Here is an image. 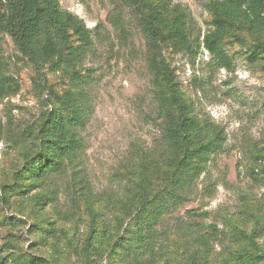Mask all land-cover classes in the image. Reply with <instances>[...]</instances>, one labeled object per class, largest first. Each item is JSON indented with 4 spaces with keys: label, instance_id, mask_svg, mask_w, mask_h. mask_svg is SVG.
Here are the masks:
<instances>
[{
    "label": "rangeland",
    "instance_id": "obj_1",
    "mask_svg": "<svg viewBox=\"0 0 264 264\" xmlns=\"http://www.w3.org/2000/svg\"><path fill=\"white\" fill-rule=\"evenodd\" d=\"M170 1L171 6H180L187 12L194 37L197 32L201 36L207 32L210 16L205 6L209 0ZM58 2L61 10L81 19L92 32L91 47L79 67L84 77L75 85L82 90L89 111L79 133L83 151L76 169L98 199L94 201L95 209H102L104 220L115 225L114 214L124 217L118 210L119 201L128 197L129 181L137 176L138 162L145 151L155 150L159 144L160 120L144 38L132 9L122 0ZM251 46L249 38L242 45L227 44V54L232 58L229 68L219 65L202 48L195 57L169 49L164 51L194 114L200 120L208 119L218 125L226 139L223 147L212 155L207 168L190 184L185 198L163 211L155 223L149 248L155 264H168V257V261H173L174 246L178 256H182L181 251L186 247L191 250L186 245L187 238L182 236L195 220L202 223L204 230L209 224L217 227L219 238L212 245L209 263L221 264L222 256L238 246L250 248L245 242L235 243L230 238L231 229L242 228L249 233L254 218L264 217V53L250 58ZM0 55L5 74L20 83L17 95L0 101V131L5 133L4 138L11 136L8 143L0 141L1 188L13 180L22 162L21 152L32 147L33 140L25 130L35 128L48 107L45 95L34 88L33 78L37 74L33 66L8 36L0 40ZM45 73L48 84L57 92L71 89L72 82L66 74L50 73L47 68ZM76 169L68 167L63 176H51L27 195L11 194L6 203L0 202V258L6 257L12 264V257L20 251L50 264L62 258L53 251L54 240L48 236L40 212L30 201L34 195L53 190L55 209H47L48 216L54 217L56 226L63 224L70 233L76 227L77 235H82L84 214L76 212L75 220L61 221L70 205L72 171ZM188 211L203 216L189 219ZM37 222L39 226L33 225ZM121 222L115 231L125 237L133 221L122 219ZM129 240V245H138L133 238ZM255 241L264 250V230ZM125 248L120 249L123 255L132 253L133 250ZM144 252L139 258L143 262L150 257L149 250ZM256 263L264 264V258ZM115 264L124 263L117 258Z\"/></svg>",
    "mask_w": 264,
    "mask_h": 264
},
{
    "label": "trees",
    "instance_id": "obj_2",
    "mask_svg": "<svg viewBox=\"0 0 264 264\" xmlns=\"http://www.w3.org/2000/svg\"><path fill=\"white\" fill-rule=\"evenodd\" d=\"M122 1L132 9L144 38L160 136L156 149L145 151L138 162L137 176L129 181L128 197L119 201L118 210L125 218L116 213L113 215L115 225H111L104 220L102 209H95L94 201L98 199L76 169L83 151L79 133L88 120L89 111L82 90L75 85L84 77L79 67L91 47L92 32L81 19L61 10L58 0H0V40L8 36L16 50L31 63L37 74L33 78L34 88L45 95L48 107L35 128L25 130L33 140L32 147L21 152L22 162L13 180L1 186L0 202L6 203L11 194L27 195L36 185L45 183L51 176H63L71 167L76 170L72 171L70 205L61 221L75 220L76 212L86 218L82 221V235H77L76 227L70 233L63 224L56 226L54 217H49L46 211L55 209L53 190L31 197L34 209L40 212L41 222L47 226L48 236L54 240L53 251L62 257L56 258L58 261L53 264L61 261L64 264H103L104 261L115 264L117 258L124 264H155L149 249L155 223L163 211L185 198L190 184L199 178L226 139L218 125L208 119L200 120L194 114L164 51L169 49L195 57L202 48L226 68L232 64L225 48L227 44L242 45L249 38L250 58L264 53V0H209L205 9L210 16V28L203 36L197 32L195 37L187 12L180 6H171L170 0ZM46 68L50 73L61 72L70 77L71 89L57 92L48 84ZM4 71L0 55V101L20 91L19 81ZM4 135L0 131V141L10 142L11 136L4 138ZM187 216L201 219L203 215L188 211ZM122 219L133 221L125 237L115 231ZM201 224L192 221L183 233L191 250L186 247L181 251L182 256H178L174 246L176 257L173 261H168V257L166 263L210 264L209 255L219 231L213 224L205 226L204 230ZM33 225L39 226L38 222ZM262 230L264 217L254 218L249 233L242 228H232L230 238L235 243L245 242L250 248L238 246L222 256L221 264H258V259L264 258V250H260L255 239ZM130 238L138 245H129ZM124 247L127 251L133 250L132 253L123 255L120 249ZM145 250L150 251V257L143 262L139 258ZM5 258H0V264H9ZM12 264L50 263L20 251L18 256L12 257Z\"/></svg>",
    "mask_w": 264,
    "mask_h": 264
}]
</instances>
